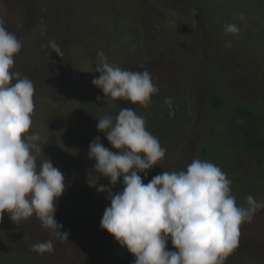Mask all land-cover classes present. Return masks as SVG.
I'll list each match as a JSON object with an SVG mask.
<instances>
[{
  "label": "rangeland",
  "instance_id": "rangeland-1",
  "mask_svg": "<svg viewBox=\"0 0 264 264\" xmlns=\"http://www.w3.org/2000/svg\"><path fill=\"white\" fill-rule=\"evenodd\" d=\"M216 2L0 0V19L22 44L13 70L34 83L35 111L29 134L41 136L38 163L51 159L65 176L66 190L57 201L55 219L63 225L61 231L68 233V240H61L35 215L15 223L5 212L0 219V264H109L101 254L103 244L116 247L127 264H133L134 255L101 228L110 201L97 187L105 185L113 194L121 192L123 177L111 186L108 178L95 172L96 161L89 158V145L97 136L106 148L118 152L97 129V118L115 119L120 108L131 107L143 116L147 130L166 150L146 178L140 173L145 184L163 171L186 170L193 159H201L226 173L238 206L247 207L243 196L236 194L244 191L247 178L255 185L249 195L264 203V192L256 188L264 185V180L253 174L252 158L242 152H237L236 159L220 155L206 159L199 154L206 143H214L212 148L220 146L224 134L217 122L234 113L233 107L210 109L212 90L218 85L225 87L229 104L250 103L264 96V39L255 38L245 27L246 15L243 21L239 19L244 11L241 2L236 3L233 17L229 11L224 14L227 8ZM227 24H236L239 33H227ZM50 41L56 42L59 54ZM98 51L104 52L108 63L123 70L151 74L159 92L147 108L122 99L106 100L103 91L93 85L92 80L100 75L96 72ZM166 98L174 100L171 108ZM259 104L264 106V100ZM161 129L166 133H160ZM79 186L89 188L90 201L78 193ZM239 231L238 246L225 264H264V208ZM48 240L53 242L52 253L32 250L33 244ZM167 250L177 251L171 240Z\"/></svg>",
  "mask_w": 264,
  "mask_h": 264
},
{
  "label": "clouds",
  "instance_id": "clouds-1",
  "mask_svg": "<svg viewBox=\"0 0 264 264\" xmlns=\"http://www.w3.org/2000/svg\"><path fill=\"white\" fill-rule=\"evenodd\" d=\"M239 19H245L243 13ZM225 31L238 34L240 29L227 24ZM50 46L61 52L55 41ZM226 46L231 47V42ZM21 48L18 37L0 19V219L5 212L15 223L35 215L53 236L68 240V233L61 231L63 225L55 219L57 201L66 190L65 176L51 159L38 163L41 136L29 134L35 111L34 83L13 70ZM97 55L100 75L92 83L106 100L122 99L144 108L151 104L159 88L147 70H123L108 63L103 51ZM165 103L171 108L173 101L166 98ZM97 119V129L118 152L106 148L97 136L89 145V158L96 161L95 172L108 178L111 186L121 177L124 185L115 194L111 187H97L110 201L101 228L134 255L133 264H225L238 246L240 226L250 222L264 203L249 195L247 207L238 206L226 173L201 159H193L186 170L163 171L145 184L140 173L146 178L166 150L147 130L144 117L128 107L120 108L115 119ZM169 240L177 251L167 250ZM32 250L52 253L53 242L35 243Z\"/></svg>",
  "mask_w": 264,
  "mask_h": 264
},
{
  "label": "trees",
  "instance_id": "trees-1",
  "mask_svg": "<svg viewBox=\"0 0 264 264\" xmlns=\"http://www.w3.org/2000/svg\"><path fill=\"white\" fill-rule=\"evenodd\" d=\"M237 2H241L244 8V11L242 9V13L246 15L247 18V20L244 21L245 27H247L255 38L264 39V0H224L222 2L217 0L216 5H225L224 8L227 9L223 13L225 14L226 11H229L228 14L233 17V13L236 12L235 5ZM200 12L202 13V11ZM222 15L223 14L220 16ZM43 21H45V19ZM253 50L256 51V48L253 47ZM215 77L219 78L220 74H215ZM224 90L225 87L218 85L211 91L209 94V107L213 111H226L228 108L233 107L234 113L228 115L224 121L217 122L221 125L219 132L224 134V136L220 138V146H213L214 148H212V144L214 143H206L200 148L199 154L206 159L213 158L216 155H220V158L224 156L236 159L237 152H242L247 159L252 158V163L255 166L253 174L257 178L264 180V106L259 104V101L264 100V96L253 98L250 103L236 101L234 104H229V99L225 95ZM176 106H178V104ZM240 119H242V122H239ZM160 123L163 124L162 122ZM168 128L170 127H167V132H169ZM158 131H164L163 133H166V129ZM210 135L211 134H209V136ZM234 175L238 177L239 173H235ZM244 182L243 187L246 188L243 189V192L239 190L236 194L243 196L244 201H246V198L255 185L252 184L254 182H251V179L248 178L245 179ZM256 188H258L259 192H264V185ZM77 190L80 195L83 194L87 201L92 199L88 187L79 186ZM87 203L89 204L91 202ZM101 254L103 260L109 264H127L123 253L110 244L102 245Z\"/></svg>",
  "mask_w": 264,
  "mask_h": 264
}]
</instances>
